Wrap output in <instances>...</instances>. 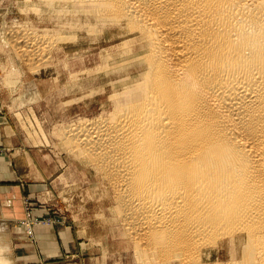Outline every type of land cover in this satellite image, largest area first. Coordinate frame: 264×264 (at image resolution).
Masks as SVG:
<instances>
[{
    "label": "bare ground",
    "instance_id": "obj_1",
    "mask_svg": "<svg viewBox=\"0 0 264 264\" xmlns=\"http://www.w3.org/2000/svg\"><path fill=\"white\" fill-rule=\"evenodd\" d=\"M40 2L63 33L15 36L29 61L116 44L96 68L111 111L63 134L139 263L264 264V0Z\"/></svg>",
    "mask_w": 264,
    "mask_h": 264
},
{
    "label": "rangeland",
    "instance_id": "obj_2",
    "mask_svg": "<svg viewBox=\"0 0 264 264\" xmlns=\"http://www.w3.org/2000/svg\"><path fill=\"white\" fill-rule=\"evenodd\" d=\"M40 1L0 0V180L19 186L22 214L15 225L30 244L36 230L54 232L51 264H140L139 248L111 212L101 175L66 148L63 134L111 111V88L96 68L104 50L116 44L101 49L61 41L48 54L39 46L29 61L19 53L29 50L18 36L63 33L59 12Z\"/></svg>",
    "mask_w": 264,
    "mask_h": 264
},
{
    "label": "crops",
    "instance_id": "obj_3",
    "mask_svg": "<svg viewBox=\"0 0 264 264\" xmlns=\"http://www.w3.org/2000/svg\"><path fill=\"white\" fill-rule=\"evenodd\" d=\"M4 128L0 121V137ZM11 182L0 180V264H51L48 261L51 254L48 247L57 243L56 239L50 240L55 234L53 231L36 230L34 244L21 238L20 230L15 225L22 214L18 198L19 186Z\"/></svg>",
    "mask_w": 264,
    "mask_h": 264
}]
</instances>
